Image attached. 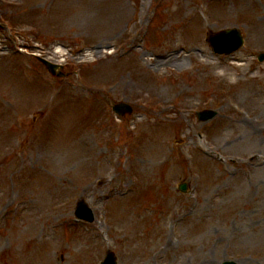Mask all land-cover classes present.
I'll return each instance as SVG.
<instances>
[{
	"label": "rangeland",
	"instance_id": "obj_1",
	"mask_svg": "<svg viewBox=\"0 0 264 264\" xmlns=\"http://www.w3.org/2000/svg\"><path fill=\"white\" fill-rule=\"evenodd\" d=\"M263 50L264 0H0V264H264Z\"/></svg>",
	"mask_w": 264,
	"mask_h": 264
},
{
	"label": "water",
	"instance_id": "obj_2",
	"mask_svg": "<svg viewBox=\"0 0 264 264\" xmlns=\"http://www.w3.org/2000/svg\"><path fill=\"white\" fill-rule=\"evenodd\" d=\"M215 48L218 51H223L222 49H225L222 45H226L227 47H230L229 49L225 50L226 52H229L233 49H236L239 44H240V37L238 33H233V32H223L219 34L216 38L212 39ZM48 65V68L52 71L55 72L56 67L52 65ZM81 207L78 208L77 214L80 217L86 216L88 219L90 218V215H86L85 212H83ZM102 264H115L114 259L109 255L105 261Z\"/></svg>",
	"mask_w": 264,
	"mask_h": 264
},
{
	"label": "bare ground",
	"instance_id": "obj_3",
	"mask_svg": "<svg viewBox=\"0 0 264 264\" xmlns=\"http://www.w3.org/2000/svg\"><path fill=\"white\" fill-rule=\"evenodd\" d=\"M246 215L248 214V212L245 213Z\"/></svg>",
	"mask_w": 264,
	"mask_h": 264
}]
</instances>
